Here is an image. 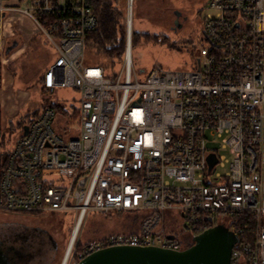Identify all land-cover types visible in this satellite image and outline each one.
Returning <instances> with one entry per match:
<instances>
[{"label":"built area","instance_id":"obj_1","mask_svg":"<svg viewBox=\"0 0 264 264\" xmlns=\"http://www.w3.org/2000/svg\"><path fill=\"white\" fill-rule=\"evenodd\" d=\"M135 1L124 8V60L107 71L87 54L99 27L88 0H0V55L6 16L21 12L56 51L45 89L80 91L75 104L51 101L0 150V211H74L66 264L112 246L183 250L218 225L238 237L230 264H264V0H209L197 65L155 66L143 79L132 53ZM169 210L182 231L167 228ZM110 213L139 217V230L75 250L86 221Z\"/></svg>","mask_w":264,"mask_h":264},{"label":"rangeland","instance_id":"obj_2","mask_svg":"<svg viewBox=\"0 0 264 264\" xmlns=\"http://www.w3.org/2000/svg\"><path fill=\"white\" fill-rule=\"evenodd\" d=\"M208 2L209 0L135 1L133 29L141 36L137 38L138 43L133 49V56L140 79L155 66L170 70H191L197 65L199 45L204 42L202 20ZM122 5L126 7V0H122ZM12 16L18 20L17 34L14 38L19 41V45L7 57L0 55V59L9 66L10 73L15 76L13 83L8 87V92L4 94L0 108L2 129L0 150L12 147L14 139L24 131L25 126L42 110L45 103L57 101L69 106L75 104L80 97V91L74 87L60 88L55 93L42 88L43 68L44 66L48 68L55 62L56 51L48 45L42 50L38 48L39 44L45 42V38L33 19L18 11L9 12L7 19ZM145 34L156 35L157 38L148 39ZM11 42L10 39L6 44ZM87 54L90 57L96 55L92 48L87 49ZM68 124L71 125L70 122ZM56 127L64 136L71 135L70 131L58 123ZM7 213L9 212L0 211V214ZM24 220L46 226L64 242L60 256L54 263L63 264L75 223V212L62 211L41 220L34 218ZM165 221L168 229L175 232L181 229L182 219L179 214L169 210L165 213ZM139 228V218L132 213L92 215L80 230L74 249L80 248L77 245L81 241L86 242Z\"/></svg>","mask_w":264,"mask_h":264},{"label":"water","instance_id":"obj_3","mask_svg":"<svg viewBox=\"0 0 264 264\" xmlns=\"http://www.w3.org/2000/svg\"><path fill=\"white\" fill-rule=\"evenodd\" d=\"M27 129L26 126V132ZM216 163V155L211 154L209 170ZM237 241L235 232L218 225L197 235L195 243L183 250L158 246H112L89 254L78 264H230L232 248Z\"/></svg>","mask_w":264,"mask_h":264},{"label":"flooded vegetation","instance_id":"obj_4","mask_svg":"<svg viewBox=\"0 0 264 264\" xmlns=\"http://www.w3.org/2000/svg\"><path fill=\"white\" fill-rule=\"evenodd\" d=\"M9 213L0 214V264H54L60 256L64 242L46 226L24 220H41L54 213ZM185 234L189 235L187 232ZM190 242L191 238L184 247Z\"/></svg>","mask_w":264,"mask_h":264},{"label":"trees","instance_id":"obj_5","mask_svg":"<svg viewBox=\"0 0 264 264\" xmlns=\"http://www.w3.org/2000/svg\"><path fill=\"white\" fill-rule=\"evenodd\" d=\"M93 6L95 13L99 19V27L87 34L86 48L93 49L94 57H88L99 63L107 69V71H113L116 68H120L125 57L126 51V20L124 15V6L122 0H88ZM139 33L133 31V49L137 45ZM141 36V35H140ZM145 37L157 38L156 35L145 34ZM97 58L95 59V57ZM114 66V68H113ZM42 88L44 90V83L42 81ZM51 104L48 102L43 105ZM58 108H62V105L56 104ZM37 114V113H36ZM114 213H110L112 216ZM135 216V215H134ZM137 217V216H135ZM139 218V217H138ZM242 219V217H241ZM240 220V219H239ZM138 230H132L127 232H137ZM84 242L78 243L80 247Z\"/></svg>","mask_w":264,"mask_h":264},{"label":"crops","instance_id":"obj_6","mask_svg":"<svg viewBox=\"0 0 264 264\" xmlns=\"http://www.w3.org/2000/svg\"><path fill=\"white\" fill-rule=\"evenodd\" d=\"M6 20L8 22L7 24V28L3 33V46L5 49V53L4 56H8L10 54V52L17 46L19 45V41L17 39H15V35L17 34V18L15 17H10V19H7L6 16ZM44 35V34H43ZM45 38V36H44ZM12 40L11 43L6 44L8 42V40ZM45 42L41 43L38 45L39 49H43L45 48L46 45L51 46L48 41L46 40V38L44 39ZM52 47V46H51ZM9 49V50H8ZM9 66L5 63H3V61L0 59V108L2 107L3 104V100H4V94L5 92H8V87L10 86L11 83H13L15 76H13L10 71H9ZM43 73L41 76V82L44 80V75L46 72V66H44L43 68ZM1 115V113H0Z\"/></svg>","mask_w":264,"mask_h":264},{"label":"bare ground","instance_id":"obj_7","mask_svg":"<svg viewBox=\"0 0 264 264\" xmlns=\"http://www.w3.org/2000/svg\"><path fill=\"white\" fill-rule=\"evenodd\" d=\"M132 53H133V48H132ZM64 264H66V262H64Z\"/></svg>","mask_w":264,"mask_h":264}]
</instances>
